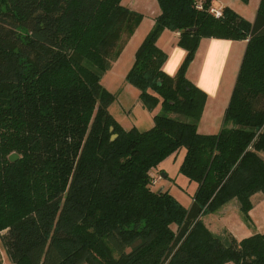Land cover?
Here are the masks:
<instances>
[{"label":"trees","instance_id":"1","mask_svg":"<svg viewBox=\"0 0 264 264\" xmlns=\"http://www.w3.org/2000/svg\"><path fill=\"white\" fill-rule=\"evenodd\" d=\"M156 2L124 79L143 109L160 107L140 131L115 121L116 96L101 83L140 13L121 0H0V233L10 264H264V233L237 240L203 221L232 202L248 225L253 198L264 197V0L251 23L227 7L215 18L211 0ZM164 30L185 51L173 76L156 45ZM201 39L246 41L210 135L197 131L206 96L186 77ZM180 150L178 174L195 185L188 208L150 179Z\"/></svg>","mask_w":264,"mask_h":264},{"label":"crops","instance_id":"2","mask_svg":"<svg viewBox=\"0 0 264 264\" xmlns=\"http://www.w3.org/2000/svg\"><path fill=\"white\" fill-rule=\"evenodd\" d=\"M259 1L249 0L247 4H242L238 0H211V7L215 10L227 7L251 23L254 20ZM121 4L140 13L143 18L110 70L103 75L102 83L104 84L106 80L105 87L108 92L117 95L115 101L108 108L109 113L123 129H129L134 126L128 120L132 109L127 107L115 109L113 105H116L114 103L122 93L132 95L135 93L134 91L137 93V89L132 85L124 84L123 89L119 92L117 85L125 83V75L133 63L134 53L153 26V20L160 11L156 0H121ZM177 38L178 33L164 30L156 41L157 47L167 54V60L163 64L162 70L169 76L175 74L185 56V51L177 46ZM245 47L246 41L200 40L194 59L186 71L187 79L206 96L205 105L197 124L198 133L210 135L216 134L220 130ZM141 109L143 108L141 107ZM159 111L158 106L152 113L148 111L147 113L153 117ZM151 125L152 122L150 121L146 128L149 129ZM261 200L250 210L248 225L241 218L234 216L231 211L232 208L229 209L230 206H224L218 212L217 219L213 215H208L213 217L212 221L210 218L207 219L208 221L206 219L203 221L213 233L220 234L224 231L237 240L247 238L253 233H264V202Z\"/></svg>","mask_w":264,"mask_h":264},{"label":"rangeland","instance_id":"3","mask_svg":"<svg viewBox=\"0 0 264 264\" xmlns=\"http://www.w3.org/2000/svg\"><path fill=\"white\" fill-rule=\"evenodd\" d=\"M129 71V70H128ZM127 74V73H126ZM126 76V75H125ZM101 83H102V79H101ZM106 80L104 81V88L108 91V89L105 87ZM127 84V83H121L117 85V89L119 90V92L123 89V85ZM135 93H133L132 95H129L128 93H122V95L120 97L117 98L116 100V105H113V108H119V107H127L129 109H132L131 114L128 117L129 122L133 123L136 129L143 131L146 130L148 128H146V126L148 124H150V121L152 122L153 125V121H152V116L151 114L147 113V111L141 109L140 107V103L138 101V91L136 93V91H134ZM116 95V94H115ZM117 97V95H116ZM109 108V107H108ZM126 108V109H127ZM160 108V107H159ZM128 110V109H127ZM114 111V109H113ZM151 116V118H150ZM151 125V126H152ZM184 152L183 150H180L179 155H176V158H174L173 156L169 157V159H167L164 164L161 165L159 171H157L156 173H152L151 174V181L153 179L158 178V174L159 173H163L166 174V178L162 179L164 181H158L157 182V186L154 188H162L165 187L166 189H168L169 194L171 196H173L175 198V200L184 208H188L190 206L191 203V197L194 191V187L195 186L193 183L192 185L188 186L187 180L180 174H178V167L182 161ZM160 182V183H159ZM164 189V188H163ZM262 199V200H261ZM259 200H261L262 202H264V197L262 195H257L256 197L253 198L252 202L253 205L256 206L259 202ZM226 206H230L229 209H231V211L233 212L234 216L237 218H241V215L235 205V203H229ZM219 215H213V217H215V219H217V216ZM212 216H204L203 218L206 219V221H208L207 219L210 218V220L212 221ZM221 217V216H220ZM242 219V218H241ZM217 221V220H214ZM251 226V224H250ZM5 232L0 233V264H10V262L8 261L5 251L3 249V246L1 244V236L4 235Z\"/></svg>","mask_w":264,"mask_h":264},{"label":"built area","instance_id":"4","mask_svg":"<svg viewBox=\"0 0 264 264\" xmlns=\"http://www.w3.org/2000/svg\"><path fill=\"white\" fill-rule=\"evenodd\" d=\"M197 8H200V6H197ZM208 11H209V13H210L212 16H214L215 18H218V17H220V15H221L220 10H215V9H213L212 7H210V8L208 9ZM158 181H159V178L153 179V180L151 181V184H152V185H156Z\"/></svg>","mask_w":264,"mask_h":264},{"label":"water","instance_id":"5","mask_svg":"<svg viewBox=\"0 0 264 264\" xmlns=\"http://www.w3.org/2000/svg\"><path fill=\"white\" fill-rule=\"evenodd\" d=\"M17 159V156L15 154H12L9 156V161L14 162Z\"/></svg>","mask_w":264,"mask_h":264}]
</instances>
